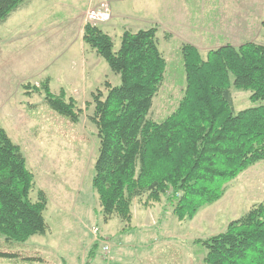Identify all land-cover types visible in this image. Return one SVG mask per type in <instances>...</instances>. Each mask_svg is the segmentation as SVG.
Wrapping results in <instances>:
<instances>
[{
	"label": "rangeland",
	"instance_id": "374dc122",
	"mask_svg": "<svg viewBox=\"0 0 264 264\" xmlns=\"http://www.w3.org/2000/svg\"><path fill=\"white\" fill-rule=\"evenodd\" d=\"M98 1L86 10L84 25L89 9L108 2L112 19L98 26L112 37L115 51L129 30L119 14L143 18L131 27L133 32L158 27L167 68L149 115L155 122L174 113L184 98L183 44L195 46L204 59L227 44L264 45V0ZM87 2L29 0L0 24V126L19 145L34 174L31 199L36 201L39 192L47 198L45 235L13 247L38 260L0 259V264H205L206 249L200 242L264 203V161L230 181L224 196L192 219L179 221L164 197L146 205L144 195L133 200L131 221L117 216L106 220L92 188L99 139L90 120L93 107L87 105L97 89L106 92V80L119 85L120 77L89 46H82L78 23ZM85 59L87 67L79 76L73 74V63L82 66ZM64 70L73 76L67 82ZM46 81L53 94L64 91L74 97L81 109L78 123L49 108L44 92L34 90ZM231 93L237 112L259 104L250 101V91L232 86ZM1 247L7 249L6 244Z\"/></svg>",
	"mask_w": 264,
	"mask_h": 264
},
{
	"label": "trees",
	"instance_id": "16d2710c",
	"mask_svg": "<svg viewBox=\"0 0 264 264\" xmlns=\"http://www.w3.org/2000/svg\"><path fill=\"white\" fill-rule=\"evenodd\" d=\"M28 1L0 0V24ZM157 33V26L125 30L115 51L98 25L84 27V43L120 77L119 85L106 80V92L97 89L87 105L99 139L92 188L106 220L131 221L132 202L144 195L146 205L164 197L179 221L192 219L219 201L230 181L264 161V45L227 44L204 59L195 46L183 44L184 98L174 113L155 122L149 115L167 68ZM232 86L250 91V101L259 104L237 112ZM34 90L43 91L46 105L60 116L79 122L73 96L53 94L49 81ZM34 186L25 155L0 126V246H7L0 248V259L38 260L13 248L46 233L47 198L39 192L33 201ZM200 243L205 264H264V203Z\"/></svg>",
	"mask_w": 264,
	"mask_h": 264
},
{
	"label": "crops",
	"instance_id": "0c3cea01",
	"mask_svg": "<svg viewBox=\"0 0 264 264\" xmlns=\"http://www.w3.org/2000/svg\"><path fill=\"white\" fill-rule=\"evenodd\" d=\"M98 0H88V2H87V6H86V8H85V10H82L81 11V15H80V17L81 18H79V23H78V25H79V29H80V33H81V35H82V46H83V48H85V46H87L85 43H84V41H83V31H84V23H85V17H84V15H85V13H86V10L91 6V5H93L95 2H97ZM99 2V1H98ZM97 4V3H96ZM119 18H121V20H122V22H123V24H124V26L125 27H128V29L131 31V27H135V26H137L138 24L137 23H141L142 21H143V18H141V17H137V16H135V17H133V16H131V15H128V14H124V13H121V14H119V16H118ZM135 25V26H134ZM123 26V27H124ZM127 30V29H126ZM138 31V30H137ZM83 63V65L81 66V64L80 65H78L77 63H73V65L71 66V70H72V73L74 74V73H76L77 74V76H79V73L81 72L80 71V69L82 70V67L84 66L85 68L87 67V65L89 64V62L88 61H86V59L84 60V62H82ZM91 66V65H90ZM88 69V68H87ZM68 70V69H67ZM86 70V69H85ZM70 75V76H69ZM72 74H71V72H69V73H67V71L66 70H64V77L66 76V82L68 81V79L69 78H71V77H73V76H71ZM61 76H63L62 74L61 75H58V78L60 79L61 78ZM75 78V77H74ZM77 84V83H76ZM61 85V84H60ZM60 88H61V86H60Z\"/></svg>",
	"mask_w": 264,
	"mask_h": 264
},
{
	"label": "built area",
	"instance_id": "2783aa9c",
	"mask_svg": "<svg viewBox=\"0 0 264 264\" xmlns=\"http://www.w3.org/2000/svg\"><path fill=\"white\" fill-rule=\"evenodd\" d=\"M112 19V9L108 2H102L97 7L89 9L86 14V22L91 25H99L109 22ZM109 250V247H105Z\"/></svg>",
	"mask_w": 264,
	"mask_h": 264
}]
</instances>
